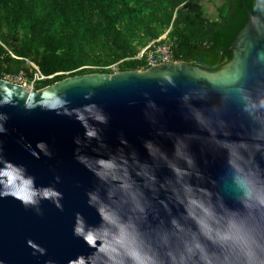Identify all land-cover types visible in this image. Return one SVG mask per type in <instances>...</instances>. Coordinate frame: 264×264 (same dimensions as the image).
Instances as JSON below:
<instances>
[{
	"label": "water",
	"instance_id": "1",
	"mask_svg": "<svg viewBox=\"0 0 264 264\" xmlns=\"http://www.w3.org/2000/svg\"><path fill=\"white\" fill-rule=\"evenodd\" d=\"M230 49L233 58L222 71L175 61L140 71L70 76L38 90L0 78V98L11 99L10 103H0V114L5 116L0 120L5 129L0 132V154L24 165L37 186H52L62 194L59 206L45 199L39 212L20 199L27 191L0 195V264H84L87 259H95L100 241L90 244L75 234L74 226L78 213L89 225L100 222L87 194L97 189L103 194L106 185L80 163V154L107 156L123 149L131 161L135 152L136 159L149 164L158 181L164 182L174 180V174L165 161L149 154L145 141H153L174 158V144L180 136L187 141L202 173L188 179L211 190L214 200L219 197L234 205L226 150L212 142L195 113L199 110L209 118L221 138H225L223 130L231 133L227 139H239L251 131L253 122L244 110L239 89L254 98L264 95L261 13L248 11V20ZM233 72L240 74L235 82L231 81ZM61 99L65 104L59 110L40 105L41 101L51 105ZM92 103L107 115L106 123L77 119L76 110ZM92 128L98 138L86 136V129ZM41 141L50 154L38 147ZM179 163L187 167L183 160ZM130 170L136 180H143ZM169 195L170 188H160L159 196L168 200L172 212L178 215L183 208L169 200ZM157 207L161 215H166L158 201Z\"/></svg>",
	"mask_w": 264,
	"mask_h": 264
},
{
	"label": "clouds",
	"instance_id": "2",
	"mask_svg": "<svg viewBox=\"0 0 264 264\" xmlns=\"http://www.w3.org/2000/svg\"><path fill=\"white\" fill-rule=\"evenodd\" d=\"M239 78L238 72L231 74L232 82ZM239 91L244 110L253 122L251 131L239 139H227L231 135L228 130H223L225 138H221L209 118L199 110L195 113L212 142L226 150L234 205L226 204L219 197L214 200L211 190L188 179L192 175L201 177L202 173L187 141L180 136L174 144V158L153 141H145L149 154L165 161L174 174V180L168 178L164 182L158 181L149 164L136 159L135 152L131 161L123 149L119 154L107 156H77L106 185L103 194L99 189L87 194L88 203L97 209L100 222L89 225L81 213L77 214L75 234L90 244L100 241L95 259H87L84 264H264V95L254 98L242 88ZM10 102L8 96L0 98V103ZM64 104L63 99L51 105L45 101L40 103L55 110ZM76 114L82 122L94 119L106 123L108 119L95 103L77 109ZM3 119L5 116L0 114V120ZM4 130L0 123V132ZM85 134L89 138L99 136L95 128L86 129ZM122 143L128 142L122 140ZM38 147L47 153L45 142H38ZM180 160L187 167L181 166ZM130 169L143 180H136ZM160 188L166 191L170 188L168 199L182 206L183 211L174 214L168 200L159 196ZM20 191L28 192L20 199L26 206H34L37 212L45 199L59 206L62 195L52 186H37L35 177L24 165L0 154V195H15ZM157 201L163 205L166 215L160 214Z\"/></svg>",
	"mask_w": 264,
	"mask_h": 264
},
{
	"label": "trees",
	"instance_id": "3",
	"mask_svg": "<svg viewBox=\"0 0 264 264\" xmlns=\"http://www.w3.org/2000/svg\"><path fill=\"white\" fill-rule=\"evenodd\" d=\"M210 1H220L214 17L200 0H0V76L22 71L38 90L114 64L138 70L141 50L163 36L174 60L217 71L248 11L264 17V0Z\"/></svg>",
	"mask_w": 264,
	"mask_h": 264
},
{
	"label": "built area",
	"instance_id": "4",
	"mask_svg": "<svg viewBox=\"0 0 264 264\" xmlns=\"http://www.w3.org/2000/svg\"><path fill=\"white\" fill-rule=\"evenodd\" d=\"M164 37L165 36H163L162 38ZM162 38L150 42L139 53L138 58H144L145 60V67L143 69L177 61L174 60L171 44L160 41ZM110 67L113 72L119 71V69H117L118 66L116 64ZM0 78L18 84H23L27 80V77H25L24 72L22 71L18 74H6L4 77L0 76ZM42 78H45V76L41 75L40 73H36V79Z\"/></svg>",
	"mask_w": 264,
	"mask_h": 264
},
{
	"label": "rangeland",
	"instance_id": "5",
	"mask_svg": "<svg viewBox=\"0 0 264 264\" xmlns=\"http://www.w3.org/2000/svg\"><path fill=\"white\" fill-rule=\"evenodd\" d=\"M201 1V3H205V5L207 6V7H209L210 8V10H209V15L211 16V17H214V16H216L217 15V13H216V9H215V6H216V3H219L220 1H216L215 3L212 1H210V0H200ZM30 63V62H29ZM31 64V63H30ZM32 66H34L36 69H38V67L35 65V64H31ZM223 67L224 66H222L220 69H218L217 71H222V69H223ZM118 69V68H117ZM145 69H148V68H145ZM140 70H144L143 68L142 69H138V71H140ZM24 75H25V77L27 76L25 73H24ZM50 77H53V76H50ZM23 85H25V86H33L34 87V82H30V81H28V80H26L24 83H23Z\"/></svg>",
	"mask_w": 264,
	"mask_h": 264
},
{
	"label": "flooded vegetation",
	"instance_id": "6",
	"mask_svg": "<svg viewBox=\"0 0 264 264\" xmlns=\"http://www.w3.org/2000/svg\"><path fill=\"white\" fill-rule=\"evenodd\" d=\"M207 9H208V12H209L210 8H209V7H207Z\"/></svg>",
	"mask_w": 264,
	"mask_h": 264
}]
</instances>
